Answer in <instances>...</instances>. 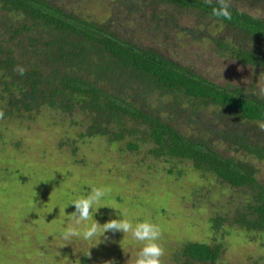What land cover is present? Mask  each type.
Masks as SVG:
<instances>
[{"label":"rangeland","instance_id":"rangeland-1","mask_svg":"<svg viewBox=\"0 0 264 264\" xmlns=\"http://www.w3.org/2000/svg\"><path fill=\"white\" fill-rule=\"evenodd\" d=\"M57 1L96 22L103 20L109 29L130 31L133 40L216 83L253 84L258 91L264 88V72L219 52L213 37L226 30L206 18L196 21L193 12L158 5L173 24L158 26L152 34L142 26L133 29L131 16L122 13L124 0ZM232 2L264 17V0ZM42 31L49 35L47 29ZM108 87L112 91L120 87V94L131 100L136 86L112 82ZM140 95L147 102L143 108L157 110L179 131L206 141L224 156L243 157L244 153L215 135L214 130L221 126L239 127L264 139L259 121L227 114L221 106H194L183 95L159 94L157 90ZM172 103L173 108L169 107ZM4 104L0 100L3 111ZM88 120V112L77 105L71 110L41 104L30 110L4 111L0 120V264H134L141 245L121 232L107 233L109 239L95 246L79 239L61 246L64 242L59 234L72 224L69 216L74 211V206L67 205L101 186L111 188L105 202L126 211L133 223L151 220L161 226L164 264H182L178 248L188 240L218 243L215 264H264V231L229 224L234 206L248 192L244 187L238 190L208 171L196 170L187 159L153 155L148 151L151 142L142 138L140 128L115 137L109 136L117 130L113 122L104 127V133H92L86 130ZM207 125L211 128L206 129ZM128 142L137 145L130 148ZM251 160L256 177L264 182V163ZM117 209L103 206L94 219L103 224L119 218ZM216 216L221 223L213 228L210 219ZM186 263L206 264L195 259Z\"/></svg>","mask_w":264,"mask_h":264},{"label":"trees","instance_id":"trees-1","mask_svg":"<svg viewBox=\"0 0 264 264\" xmlns=\"http://www.w3.org/2000/svg\"><path fill=\"white\" fill-rule=\"evenodd\" d=\"M122 3L126 5L122 13L131 16L133 29L142 26L152 34L158 26L173 24L169 15L161 14L158 5L193 12L196 21H213L226 30L213 37L219 52L264 72L262 16L232 2L230 21L213 17L215 0L213 5L203 0ZM0 13L6 15L0 17V100L5 103V112L30 110L41 104L62 110L77 105L89 114L88 132L104 133L110 122L117 125V130L110 133L108 129L109 136L120 137L124 130L132 134L140 131L142 138L151 142L148 151L153 155L187 159L196 170L208 171L238 190L244 187L248 192L234 206L229 224L233 222L246 231H264V182L256 177L251 162L257 159L264 163V139L239 127L221 126L214 130L215 135L244 153L243 157L224 156L206 141L179 131L157 110L143 108L147 102L140 95L155 90L159 94L183 95L194 106L214 104L227 114L264 121V98L253 84L216 83L133 40L130 31L109 29L103 20L96 22L92 17L77 14L57 0H0ZM45 29L49 35L43 34ZM17 65L26 68L24 76L14 71ZM112 82L122 87L135 85L131 100L120 94V87L110 90L108 84ZM172 106L173 103L169 107ZM129 122L131 126L126 127ZM128 145L135 148L137 144ZM210 222L216 228L221 218L213 217ZM178 252L183 257L182 264L191 259L215 264L219 244L188 240L181 243Z\"/></svg>","mask_w":264,"mask_h":264},{"label":"clouds","instance_id":"clouds-1","mask_svg":"<svg viewBox=\"0 0 264 264\" xmlns=\"http://www.w3.org/2000/svg\"><path fill=\"white\" fill-rule=\"evenodd\" d=\"M203 2L213 5L214 0H203ZM215 4L217 6L212 7V16L230 21L232 19L230 11L232 0H215ZM14 71L20 76L26 74V68L21 65H17ZM259 95L264 98V88L260 89ZM2 119H4V111L0 109V120ZM257 127L261 132H264V121H259ZM110 192L111 188L107 186L92 187L87 194L71 200L67 206H74V211L70 212L69 216L72 224L60 232L59 238L64 242L61 246L71 244L74 239L92 242L95 246L102 239L105 241L109 239L107 233L121 232L124 236L130 235L135 242L141 245L134 264H164L165 249L161 243L163 235L161 226L151 220L133 223L131 219L127 218L126 211L105 202V197ZM103 206L119 210V218L109 219L103 224L94 219V214L99 212ZM90 255L89 252L87 256L90 257ZM108 264H113V261H108Z\"/></svg>","mask_w":264,"mask_h":264}]
</instances>
